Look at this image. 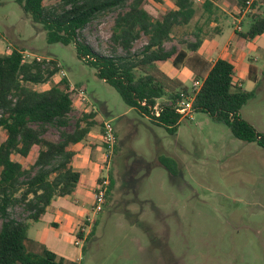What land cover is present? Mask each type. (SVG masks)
I'll list each match as a JSON object with an SVG mask.
<instances>
[{
	"label": "rangeland",
	"instance_id": "1",
	"mask_svg": "<svg viewBox=\"0 0 264 264\" xmlns=\"http://www.w3.org/2000/svg\"><path fill=\"white\" fill-rule=\"evenodd\" d=\"M213 2L220 9L215 19L226 30L225 45L231 34H237L232 18L238 11L236 0ZM193 3L196 12L190 23L176 27L172 40L165 44L167 49L174 47L184 55L177 67L191 62L199 53L209 61L222 56L223 45L214 40L222 29L218 33L203 25L202 0ZM143 7L157 19L175 8L174 0H147ZM117 13L91 22L81 32L80 40L101 55H122L120 49L113 52L110 41ZM249 22L243 21L242 33L248 30ZM200 27L202 32H198ZM198 36L201 42H211L212 47L204 52L198 48L191 54L187 44H193ZM146 41L141 36L133 44L132 53L138 54ZM13 45L24 51L27 60L56 62L58 71L54 76L45 84L32 86L34 89L46 90L62 77L71 84L73 109L63 131L72 132L76 119L93 113L96 125L91 131L99 136L103 122L110 121L116 136L108 158V174L112 172L115 186L94 233L82 244L84 251L73 244L81 217L72 218L70 236L57 230L59 239L55 240L42 233L43 245L67 256L74 252L77 264H264L263 148L235 139L224 124L201 112L192 113L191 119L180 122L174 134L169 133L127 107L116 90L97 76L95 68L78 59L73 45L48 44L41 26L32 23L15 0H0V54ZM232 47L240 55L257 59L255 96L239 115L264 136V35L252 41L238 37ZM153 70L148 72L155 73ZM242 81L243 89H252L248 80ZM81 88L85 90V102L75 92ZM60 131L48 127L44 137L56 142ZM4 137L0 130V141ZM96 145L100 158L105 146L101 141ZM34 158L35 153L26 159L13 157L24 167L30 166ZM163 159L176 162L177 174L161 165ZM66 202L71 205L73 200ZM11 216L17 221L26 219L20 207L13 209ZM44 226L43 221L31 222L28 237L34 239V228ZM25 247L33 251L28 243Z\"/></svg>",
	"mask_w": 264,
	"mask_h": 264
},
{
	"label": "trees",
	"instance_id": "2",
	"mask_svg": "<svg viewBox=\"0 0 264 264\" xmlns=\"http://www.w3.org/2000/svg\"><path fill=\"white\" fill-rule=\"evenodd\" d=\"M15 1L32 23L41 26L48 44L73 45L78 59L95 68L97 76L116 90L127 107L169 133L176 132L185 119H181L175 107L180 93L189 91L178 90L177 82L160 73L155 64L171 61L177 66L184 57L174 47L166 49L165 44L172 40L176 27L190 23L196 12L194 0H174L175 9L160 19L144 9L147 0ZM246 2L236 0L237 10L244 8ZM202 10L205 16L202 24L208 26L218 9L212 0H204ZM115 11L118 13L110 41L113 52L120 49L123 54L101 55L80 40L81 32L98 17ZM198 32H202V28H198ZM238 35L248 41L264 35V16L250 17L248 30ZM141 36L146 37V44L134 54L133 44ZM200 44L198 36L187 46L193 53ZM23 52L13 45L9 51L0 54V130L5 134L0 141V264H77L65 262L64 258L45 247L39 252L27 251L25 243L29 241L30 223L38 222L56 198L71 196L79 184L81 174L72 166L75 153L71 147L82 142L96 125L95 114H83L76 119L72 132L63 131L73 109L69 82L62 77L46 90L34 89V85L47 83L58 68L56 62L27 60ZM154 68L155 73L148 72ZM255 72L256 68L250 65L251 79L257 83ZM234 74L230 62L224 59L214 61L201 78V86L192 102V113H205L214 122L224 124L235 139L256 143L264 149V136L239 115L240 109L255 96V89L247 91L236 86ZM161 99L165 102L160 104ZM156 106L158 115L154 111ZM48 127L62 129L58 141L44 137ZM32 153H35L34 161L27 167L13 159L14 156L26 159ZM160 163L171 174H177L174 160L163 159ZM109 178L103 208L110 202L115 186L112 172ZM17 207L26 213L24 221L11 216V211ZM103 211L97 216L90 234L94 233Z\"/></svg>",
	"mask_w": 264,
	"mask_h": 264
},
{
	"label": "crops",
	"instance_id": "3",
	"mask_svg": "<svg viewBox=\"0 0 264 264\" xmlns=\"http://www.w3.org/2000/svg\"><path fill=\"white\" fill-rule=\"evenodd\" d=\"M216 8L218 9V11H220L218 6H216ZM221 9L222 11H225L223 8ZM214 15L212 16V20L210 21L208 26H210V28H212L218 33L222 29L220 31L221 35L217 36V38L214 39L217 40V43L223 45L222 56L218 57L217 59H224L230 62L234 66L235 74L233 78V83L236 86L242 87V82H243L242 80L246 79L252 85V89L247 91L256 89V83L251 79V74L249 73V67L250 65L254 66L257 72L258 69V67L256 66L257 59L255 57L240 55L238 53L239 51L237 52L236 49L232 47L233 44L238 42V37L241 38L237 32H236L237 34L235 35L234 30H233L234 34H231L228 37V41L224 45L223 42L225 39L224 35H226L225 34L226 30L224 29L223 25L222 28H220L221 25L220 20L219 19L216 20ZM196 24L197 22L195 21L192 27H195ZM199 29H201V27ZM211 47H212L211 42H209L208 40L202 41L199 46V50L201 52H204L210 49ZM176 51L180 52V50L177 49ZM190 53L193 54L192 52ZM217 59H215L214 61H216ZM214 61L207 60V58L203 57L201 53H199L194 56L191 62L188 61L186 65L184 64L183 67L182 66L177 67L173 65L171 61H167L161 63L158 66L157 70L160 73H162L164 76H166L168 79L176 81L179 87L178 90H181V88H183L186 89L187 91H190L193 79L194 80L200 79L199 81H201V78L205 77L207 71L210 69ZM194 75L195 76L197 75L196 78H194L195 77ZM250 84H249V88L251 86ZM69 85L71 88L72 86L70 83ZM100 136L101 134L97 136L94 131H90L87 137L82 142L71 147L75 153L72 160V166L76 171H78L81 174L80 182L71 196L64 198H57L56 201L55 202L53 201L51 205L47 208L45 214L40 218V220L36 222L39 223L43 221L44 224H46V226H44L43 229L34 228L35 229L34 239L28 237L29 241H27V243L29 247L33 249V251L31 252H39L41 250L42 245L45 243L41 239L42 233H47L51 239H55V240L59 239L57 236L58 235L57 230L65 231L69 236L72 235L71 232L73 231L74 228V221L72 220V218L74 217L82 218L83 214L85 213L86 207L91 203L92 192L98 180L99 164H100L99 156L101 152L100 153L97 152L98 147L96 144L100 143ZM69 198H72L73 200L71 205L67 204L66 202L67 199ZM30 228H31V223L29 225V229ZM64 243L67 244V241H65ZM43 246L46 247V245ZM46 248L54 251L59 257L69 259L72 262L77 261L74 252L67 256L65 253H58L56 250L50 247H46ZM61 254L62 256H60Z\"/></svg>",
	"mask_w": 264,
	"mask_h": 264
},
{
	"label": "built area",
	"instance_id": "4",
	"mask_svg": "<svg viewBox=\"0 0 264 264\" xmlns=\"http://www.w3.org/2000/svg\"><path fill=\"white\" fill-rule=\"evenodd\" d=\"M197 1L199 2L200 0ZM259 11L261 12L259 13ZM258 15L264 16V0H247L246 6L241 10H238L236 12V15L232 17L233 24L235 25V31L237 33L242 31V23L244 19L248 18L250 20V17ZM36 60L39 61V59ZM200 86L201 81L195 80L192 83L189 93H180V100L176 104L175 111L180 115L181 119H191L192 102ZM75 92H77V95H79L82 102L86 101L84 89L81 88L79 90H75ZM154 111L155 115H158L159 109L157 108V106L154 108ZM100 141L102 145L105 146V148L104 152L99 158L100 164L98 181L96 182L95 188L92 192L91 203L86 207L85 213L82 216V223L77 226L78 228L73 233V244L75 247H79L80 249L83 248L82 244L88 238L97 216L100 214L104 207L108 189L110 186V178L108 174V158L111 156L113 147L116 142L115 130L110 121L103 122Z\"/></svg>",
	"mask_w": 264,
	"mask_h": 264
}]
</instances>
